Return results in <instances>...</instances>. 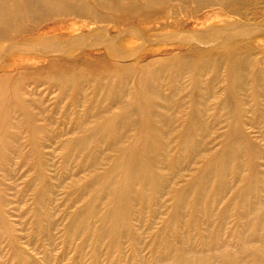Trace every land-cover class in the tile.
<instances>
[{"label": "bare ground", "instance_id": "6f19581e", "mask_svg": "<svg viewBox=\"0 0 264 264\" xmlns=\"http://www.w3.org/2000/svg\"><path fill=\"white\" fill-rule=\"evenodd\" d=\"M250 4L253 0H0V61L19 52L0 63V167L10 162V151L15 149L38 166L39 180H44L49 164L43 137L53 141L57 132L39 123L42 102L41 110L33 112L23 93L25 86L47 82L66 95L69 88L87 82L84 69L104 67L95 82L98 90L107 91L110 102H88L94 124L61 140L65 160L78 153L82 167L83 151L96 149L103 140L117 151L113 167L92 180L111 200L100 220V239L110 236L116 245L124 236L134 235L139 242L131 223L133 205L172 195V226L188 214L187 225L196 228L198 240L173 229L172 236L153 244L150 256L135 255L139 264H264V147L248 131V125H264V51L256 53V47L247 44L264 35V14L250 16L243 11ZM83 17L85 24L71 19ZM192 18L196 20L190 26ZM128 37L172 43L178 50L169 57L134 63L123 59L124 52L110 41ZM189 41L193 44L186 50ZM87 50L98 53L82 55ZM210 71L214 78L205 79ZM185 75L192 81L191 102H177L175 94L164 91L165 79L177 84ZM218 80L224 84L222 102L215 103L224 121L210 106L215 103L206 102ZM179 87L171 89L181 92ZM17 113L21 118L15 124ZM220 121L228 128L222 146L211 155L209 135ZM14 126L30 133L27 153L20 142L15 143L20 132L14 135ZM180 155H189L201 166L179 186L181 180L171 170L179 171ZM230 172L239 175L242 185L230 204L239 217L247 218L238 222L236 249L224 244L211 225L194 226L216 195L231 190ZM165 230L161 234L167 235Z\"/></svg>", "mask_w": 264, "mask_h": 264}, {"label": "rangeland", "instance_id": "374dc122", "mask_svg": "<svg viewBox=\"0 0 264 264\" xmlns=\"http://www.w3.org/2000/svg\"><path fill=\"white\" fill-rule=\"evenodd\" d=\"M243 11H247L250 16L264 14V0H253V4ZM71 19L79 24L82 22L85 24L87 21L84 17ZM195 20L196 18L190 20L192 22L190 26L194 25ZM122 39L111 38L110 41L114 42L119 52H124L122 53L123 59L134 63L145 62L155 57H169L172 52L175 53L178 50L177 46L172 43L161 44V42L138 37ZM189 42H187L189 44L186 43V50L193 44L192 41ZM247 44L251 47L255 46L256 53H262L264 35L251 39ZM149 49H155V51ZM100 51L106 54L105 50ZM16 53L19 52L15 51L5 55L0 63L5 64L12 60ZM97 53V50H87L82 55L93 56ZM110 59L118 62L113 58ZM95 69V71L90 67L84 69L83 80L87 82L81 88L78 86L81 90L77 93L75 92L78 89L77 85L69 88V93L64 95L58 86L47 82L37 86L32 83L25 86L23 90L27 102H31L30 107L33 112L41 110L39 102H42L43 112L39 123L47 125L51 132L56 131L57 137L53 141H49L47 135L43 137L44 142H47L44 151L49 163L43 171L44 180H39L38 166H34L29 158L22 156L16 149L10 151V162L0 167V264H139L135 255L139 252L141 255L150 256L154 249L153 244L166 236H172L173 229L198 240L196 228L189 229L190 216L188 214L172 226L175 202L172 195H162L157 201L138 202L135 206L133 205L130 214L131 223L136 236L141 237L139 242L133 240L134 235L124 236L116 245L110 236L100 239L99 231L103 226L100 220L106 213L107 204H110L108 201L111 200L109 195L100 191L99 184L94 185L93 179L95 174L105 175L113 167L117 151L109 148L108 142L104 144L103 140L96 149H94L96 146H92L89 150L83 151L82 167V157L72 152L71 157L65 160V151L61 146V140L64 138L80 135V131L78 132L80 127L89 128L94 124L95 119L94 116H90L91 106L88 102H110L107 98V91L98 90L95 82V77L105 68ZM214 75L215 72L210 71L204 74V78H214ZM134 79V77L131 79L130 86L134 83ZM178 81V89H180L179 86L183 88L181 92L171 89L174 85L177 87V84L175 80L171 83L169 79H165L164 91L167 95L175 94L174 100L177 102H191L189 97L192 89L191 77L185 75L182 81L179 83ZM216 82L218 83L212 90L213 94L206 102H222L219 95L224 84L221 80ZM210 106L216 107L217 116L219 115V118L224 121L225 116H221L220 105L215 103ZM19 117L21 118L20 113H17L13 118L15 124ZM262 125L263 122L257 128L248 125V131L264 147V139L261 138V129H264ZM227 128L226 123L221 121L216 124L215 128H212L213 133L211 130L209 135L211 136L209 145L213 153L211 155H214L222 146V136ZM124 131L131 133L123 128L122 132ZM19 132L20 138L15 143L20 142L23 152L27 153L30 149L28 141L30 133L26 127H12L14 135ZM179 161L178 174L172 170L171 173L179 177L180 186L187 183L191 177L190 174L198 170L201 163H192L189 155H180ZM238 176L233 172L229 173L231 190L226 192L227 195H216L214 197L216 203L213 201L209 203L210 206L206 207V211L199 214L198 224L194 225L195 227L211 225L212 231L220 234L222 242L228 243L234 249H236L234 235L237 234L238 222L247 221V218L239 217L236 206L230 204L234 193L238 192L242 186ZM39 188L42 193H39ZM213 191L215 188L211 189L212 198ZM86 208H89L90 212L83 211L82 213V210ZM164 229L167 235L164 232L161 234ZM196 240H193L195 246Z\"/></svg>", "mask_w": 264, "mask_h": 264}]
</instances>
